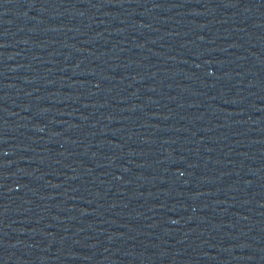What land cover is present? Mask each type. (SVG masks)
<instances>
[{"label":"water","instance_id":"obj_1","mask_svg":"<svg viewBox=\"0 0 264 264\" xmlns=\"http://www.w3.org/2000/svg\"><path fill=\"white\" fill-rule=\"evenodd\" d=\"M264 138V0H0V264H157Z\"/></svg>","mask_w":264,"mask_h":264}]
</instances>
